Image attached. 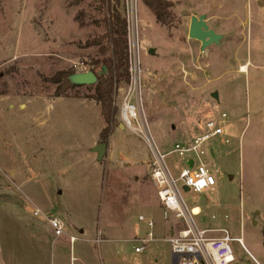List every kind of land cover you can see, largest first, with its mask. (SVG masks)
Wrapping results in <instances>:
<instances>
[{
	"label": "rangeland",
	"instance_id": "obj_1",
	"mask_svg": "<svg viewBox=\"0 0 264 264\" xmlns=\"http://www.w3.org/2000/svg\"><path fill=\"white\" fill-rule=\"evenodd\" d=\"M172 1L171 28L157 22L142 0L121 1L120 10L134 25L130 38L141 44L142 117L162 152L192 141L207 119L220 121L230 141L226 152L209 160L216 189L183 191L186 203L200 207V228H227L233 237L245 232L246 244L264 249V0ZM193 15H205L210 28L223 35L218 44L202 51L201 41L189 36ZM107 16L102 0H0V216L6 224L0 223V231L9 234L0 236V264H27L31 259L25 257L35 255L28 232L49 228L44 216L34 214L37 209L59 216L67 231L84 239L75 243L76 255L84 254L91 264H173L166 239L182 223L165 218L150 174L148 141L126 128L114 134L117 149L109 137L104 157L93 160L91 143L103 122L101 110L44 96L55 97L57 88L45 78L75 64L90 70L95 60L110 55L107 39L85 47L108 31ZM242 64L246 72L239 71ZM95 86L81 85L64 95L83 97ZM118 87L113 105L120 123L127 83ZM23 93L36 97L23 99ZM166 161L178 176L182 159L172 153ZM45 173L52 183L41 188L50 199L34 186ZM140 215L154 225L140 221ZM149 231L154 239L136 253L133 239ZM16 242L17 251L11 252ZM230 244L235 257L250 264L242 245ZM64 247V264H80L71 261L69 245ZM53 248L51 241L43 245L40 261L50 264Z\"/></svg>",
	"mask_w": 264,
	"mask_h": 264
},
{
	"label": "built area",
	"instance_id": "obj_2",
	"mask_svg": "<svg viewBox=\"0 0 264 264\" xmlns=\"http://www.w3.org/2000/svg\"><path fill=\"white\" fill-rule=\"evenodd\" d=\"M127 20L128 40L131 41L129 42L130 79L119 107V120L125 128L133 130L148 141L153 151L150 174L157 188L165 218L173 216L182 223V226L166 239L171 247L173 264H233L236 257L230 243L238 241L243 247L242 239L233 237L227 228H200L196 221L200 212L195 213L194 207L188 206L183 194V191H186L185 187H189V191L195 193L215 190L217 177L206 160L207 148L211 140L225 135L224 129L220 121L213 117L207 119L200 128L199 135L192 141L177 142L168 152H162L158 148L141 114L143 106L141 44L136 43L135 36L131 40L134 25L132 24L131 27L130 18ZM74 69L79 73L91 71L83 64H75ZM119 88L116 87V91H119ZM222 116L226 117V113ZM172 153L177 154L184 163L183 168L176 165L179 169L178 176L173 175L166 161L167 156ZM34 214L42 215L47 219L56 237L66 234L65 225L60 218L48 216L40 209ZM139 220L147 222L150 226L154 225L153 220L147 219L144 215H140ZM216 232H220L221 235L213 236ZM153 239L152 231H149L147 236L133 239L135 252L143 253ZM76 240V236H70L71 242Z\"/></svg>",
	"mask_w": 264,
	"mask_h": 264
},
{
	"label": "trees",
	"instance_id": "obj_3",
	"mask_svg": "<svg viewBox=\"0 0 264 264\" xmlns=\"http://www.w3.org/2000/svg\"><path fill=\"white\" fill-rule=\"evenodd\" d=\"M122 0H102L107 5L108 16L104 18L108 23V31L101 36L95 37L86 43L85 47L97 44L107 39L110 42V55L101 60H95L91 68L98 78L94 92L84 97L92 98L98 102L106 123L101 132V140L106 143L113 134L119 122L117 120V107L113 105V93L119 82H129V40L128 20L120 10ZM142 2L155 15L157 22L168 28L173 27L175 15L172 11V0H142ZM105 68V69H103ZM76 73L74 68L60 70L54 76L45 78L57 84L55 96L64 95L68 90L74 89L80 84L71 80ZM264 243V225L262 226Z\"/></svg>",
	"mask_w": 264,
	"mask_h": 264
},
{
	"label": "crops",
	"instance_id": "obj_4",
	"mask_svg": "<svg viewBox=\"0 0 264 264\" xmlns=\"http://www.w3.org/2000/svg\"><path fill=\"white\" fill-rule=\"evenodd\" d=\"M240 72H242V71H240ZM3 95H5V94H3ZM44 96L47 97L50 100H58V99H62L63 100V99H67V100H70V101H72L74 103L75 102H78V103H80L82 105L88 106L89 109H93V110L96 109L97 112L99 110H101V113H102V109H101L100 104L98 102H96L92 98H87V97H84V96L83 97L82 96H74V95H61V96H55V97L49 96V95H44ZM22 97H23V99H24V97H26L28 100H31V99H33V97H36V95H34V96L33 95H25L23 93V95H21V98ZM23 99H21L19 101V103L20 102H23ZM22 105L25 106V104H22ZM101 116H102V119H103L102 121L103 122L99 126L98 130L96 132H94L93 142L91 143L92 144L91 146L93 148H95L97 146V144H99L98 142L100 141L101 132H102V130L106 126V123H105L103 114H101ZM129 130L132 131L133 133H135L133 130H131V129H129ZM118 131L119 132L126 131V128L121 126V122L119 123L118 127L115 129V131L113 132V134L110 136V145H111V147L113 149H117V147H118V146H116V144L114 142V139H113L114 134L117 133ZM224 133H225V135H223L221 137H218V138H216V139H214V140H212L210 142V144H209V146L207 148V155H206V160H207L208 163H209V160L211 162V160H212L211 158H213V156L220 155V154L223 153V151L226 152V148H227L228 143L230 141L229 140L230 134L228 132L226 133L225 131H224ZM135 134H137V133H135ZM107 148H108V146H107ZM92 150L95 152V155H96V156L93 157V160L96 157H97V160H101V159H99L98 153L94 149H92ZM135 161H139V159L136 158ZM14 170H18V169L14 168ZM43 178L44 179H42V181L39 182L40 184H36L35 183L34 186L35 187H38L39 186L40 189H41V193H43L44 196L47 199H50L51 198V195H50L51 193L47 189H43L42 190L41 187H42V185L43 186H49V183H52V180L47 175V173H45V175L43 176ZM217 184H218V179H217ZM27 185H29V184H27ZM205 192H207V191H205ZM205 192H203V193H205ZM58 193L59 194H62L63 191L60 190V191H58ZM26 198H27V200L28 199L31 200L30 197L27 196V195H26ZM196 208L199 209L198 212H195V209ZM42 212L45 213V214H48V211H45V212L42 211ZM194 212L195 213H199L200 212V207L199 206L194 207ZM260 213H261V211H260ZM5 215L8 218H10V219L11 218H14L15 219V220H13L14 222L17 221L16 223H18L19 225L24 226L23 223L21 222V220L18 217H15L13 215V213H9L8 212ZM52 216H56V215H52ZM226 216L227 215H225V217ZM56 217L60 218L59 216H56ZM2 219H5V216H3V218H2V216H0V223L5 224V221H3ZM63 223L65 225V222L64 221H63ZM65 229H66V227H65ZM5 231H2V232L0 231V236L1 237L4 236V239L9 235ZM7 231L8 232H11V230H7ZM80 233L81 234H85V231L82 229V230H80ZM28 234L30 235V238H32V241L34 242V243H32V245H33L32 247H33V251L35 252V255H33L32 257H30V256L27 255L25 257L26 259H31L29 262H27V264H48L47 262H44L42 260L40 261V259H41V253H42V249H43V245H45L48 241H51L52 245H54L53 251L51 253V261H50V264H64L65 260L67 259L66 252L64 250V248H65L64 246H66V245H69V247H70V256H71L70 259H71V261H73V260H74V262H77L78 261L80 264H91L90 259L87 260V258L84 256V254H81L79 256L76 255L75 243L78 240H81L82 238L80 236H78L76 233H74L73 231H67V229H66V234H64L63 236H60V237H56L54 235V232H53L50 224H49V228H47V229H41L40 232H38V231L28 232ZM71 235L77 237V240L75 242H71L70 241V236ZM237 237L242 239V242H243V250L245 252L244 253V257L248 260V262L250 264H264V249L261 248V247H259L258 245H254L252 243L246 244V242H247V236H246V233L245 232L244 233L241 232L240 235L237 236ZM82 240L84 241V239H82ZM88 240H90L91 242H94L95 241V239H88ZM0 241H1V238H0ZM99 241H100V239H99ZM2 242H3V240H2ZM17 243H19V242H16L15 243V246L11 247V249H10L11 252H16L17 251V246H18ZM2 262L4 264H15L11 260H9V261L2 260ZM71 264H73V262ZM92 264H97V263H92ZM233 264H242V262H240L238 260V258H236V261Z\"/></svg>",
	"mask_w": 264,
	"mask_h": 264
},
{
	"label": "water",
	"instance_id": "obj_5",
	"mask_svg": "<svg viewBox=\"0 0 264 264\" xmlns=\"http://www.w3.org/2000/svg\"><path fill=\"white\" fill-rule=\"evenodd\" d=\"M189 36L193 39L201 41V49L205 51L208 46L215 43L218 44L220 40L223 38L222 34L217 33L215 30L211 29L206 21V16L201 15H193L191 18V24L189 29ZM150 53H155L154 48L150 49ZM105 69V68H103ZM71 80L80 85H89L96 84L98 81L97 75L93 71L79 73L76 72L71 76ZM215 98H218V93L215 92ZM122 127L123 124H121ZM108 144L105 142H101L97 144L94 150L98 153L99 159H102L106 153ZM186 191H189V187H185ZM260 211H256V214H259ZM255 217V215H254ZM255 222V219H254Z\"/></svg>",
	"mask_w": 264,
	"mask_h": 264
},
{
	"label": "bare ground",
	"instance_id": "obj_6",
	"mask_svg": "<svg viewBox=\"0 0 264 264\" xmlns=\"http://www.w3.org/2000/svg\"><path fill=\"white\" fill-rule=\"evenodd\" d=\"M247 69H248L247 64H242V65H240V71H242V72H246ZM198 211H199V209L196 208V209H195V212H198Z\"/></svg>",
	"mask_w": 264,
	"mask_h": 264
}]
</instances>
